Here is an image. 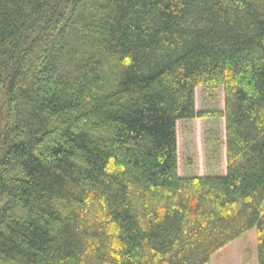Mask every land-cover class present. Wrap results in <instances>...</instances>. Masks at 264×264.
Instances as JSON below:
<instances>
[{
	"label": "trees",
	"instance_id": "16d2710c",
	"mask_svg": "<svg viewBox=\"0 0 264 264\" xmlns=\"http://www.w3.org/2000/svg\"><path fill=\"white\" fill-rule=\"evenodd\" d=\"M253 229L264 264V0H0V264H210Z\"/></svg>",
	"mask_w": 264,
	"mask_h": 264
},
{
	"label": "rangeland",
	"instance_id": "374dc122",
	"mask_svg": "<svg viewBox=\"0 0 264 264\" xmlns=\"http://www.w3.org/2000/svg\"><path fill=\"white\" fill-rule=\"evenodd\" d=\"M198 95V109L218 110L221 100H218V103L208 104V100L202 98L201 92ZM217 96H219V91ZM207 121L193 120L179 124L177 137L180 171L185 172L190 167L196 174L205 175L209 172L207 168L211 164L209 153L212 148L211 142L207 139L216 133L213 132L211 127L208 128ZM220 135L222 136V134ZM215 164L216 169H214L220 172L224 166V160H218ZM210 264H258L256 231L254 229L250 230L213 254L210 258Z\"/></svg>",
	"mask_w": 264,
	"mask_h": 264
}]
</instances>
